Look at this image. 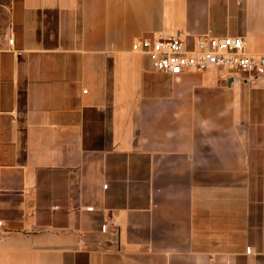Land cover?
Returning <instances> with one entry per match:
<instances>
[{
	"label": "crops",
	"instance_id": "1",
	"mask_svg": "<svg viewBox=\"0 0 264 264\" xmlns=\"http://www.w3.org/2000/svg\"><path fill=\"white\" fill-rule=\"evenodd\" d=\"M177 29L264 0H0V264H264V78L131 50Z\"/></svg>",
	"mask_w": 264,
	"mask_h": 264
},
{
	"label": "built area",
	"instance_id": "2",
	"mask_svg": "<svg viewBox=\"0 0 264 264\" xmlns=\"http://www.w3.org/2000/svg\"><path fill=\"white\" fill-rule=\"evenodd\" d=\"M131 50L148 56L154 70L173 76L186 71L217 68L230 73L244 72L252 79L264 78V53L248 52L244 37L239 35L205 36L195 39L193 47L188 48L185 31L177 29L170 34L153 33L138 38L131 43ZM3 225L0 220V228ZM106 228L107 224L103 223L101 231ZM245 251L249 253L250 247Z\"/></svg>",
	"mask_w": 264,
	"mask_h": 264
}]
</instances>
